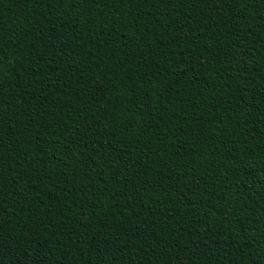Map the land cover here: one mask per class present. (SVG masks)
Masks as SVG:
<instances>
[{"label": "trees", "instance_id": "16d2710c", "mask_svg": "<svg viewBox=\"0 0 264 264\" xmlns=\"http://www.w3.org/2000/svg\"><path fill=\"white\" fill-rule=\"evenodd\" d=\"M0 264H264V0H0Z\"/></svg>", "mask_w": 264, "mask_h": 264}]
</instances>
